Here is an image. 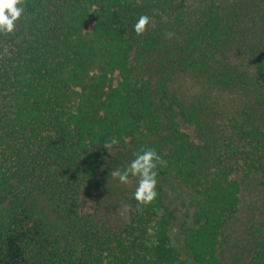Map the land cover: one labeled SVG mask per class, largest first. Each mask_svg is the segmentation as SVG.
<instances>
[{
	"label": "trees",
	"instance_id": "trees-1",
	"mask_svg": "<svg viewBox=\"0 0 264 264\" xmlns=\"http://www.w3.org/2000/svg\"><path fill=\"white\" fill-rule=\"evenodd\" d=\"M195 1L25 0L0 34V264H264V214L244 249L232 237L242 191L264 187V0ZM175 72L231 96L222 127ZM141 149L166 163L138 214L111 172ZM176 187L192 198L179 223ZM103 192L116 225L84 211Z\"/></svg>",
	"mask_w": 264,
	"mask_h": 264
},
{
	"label": "rangeland",
	"instance_id": "rangeland-1",
	"mask_svg": "<svg viewBox=\"0 0 264 264\" xmlns=\"http://www.w3.org/2000/svg\"><path fill=\"white\" fill-rule=\"evenodd\" d=\"M199 1L200 0L193 2V5L197 6ZM231 60L234 63L239 62L234 58ZM169 87L173 89L178 94L179 98L188 105H199L205 103L208 107L206 111L207 114L214 117V124L222 127L223 122H225L222 117L225 118L223 115L225 114L226 109L231 108V104L228 100L231 96H225L219 91L212 90L210 87L203 85L201 82H197L191 75L176 72L173 74V80L169 82ZM214 111H216V113L219 112V114L214 115ZM112 184L126 191L136 189L137 186V182L135 180H133L128 186L121 185L116 180H114ZM246 184L247 183L244 182L242 184V188L243 186L245 187ZM166 191L170 207L175 209L178 217L177 223H179V221L183 220L186 208H191L190 205L192 203V198H190L187 193L183 191V189L178 187L175 188L174 195L170 192V190ZM104 195V192L92 193L86 198H83L82 203H84V211L85 213L96 215L98 218L106 221L107 223L116 225L117 222L122 219L124 213L121 210H114L113 206H109L107 198ZM263 214L264 187L258 186L256 183H248V188L246 187L240 196L239 210L233 222L234 229L232 231V237L235 238L233 241L239 244L238 251L245 248V238L242 234L244 222L248 218H257ZM253 215L255 216L251 217ZM176 230V228H173L171 232V236L173 238L176 236Z\"/></svg>",
	"mask_w": 264,
	"mask_h": 264
},
{
	"label": "clouds",
	"instance_id": "clouds-1",
	"mask_svg": "<svg viewBox=\"0 0 264 264\" xmlns=\"http://www.w3.org/2000/svg\"><path fill=\"white\" fill-rule=\"evenodd\" d=\"M25 0H0V34L8 36L15 32L16 26L24 13ZM151 24L148 15H141L134 25L137 36H144ZM166 38L172 39L174 33L166 32ZM118 141L112 139L103 147L106 149L117 145ZM166 162L161 158L155 149H141L134 154V158L123 170L117 168L111 172L113 179L118 180L121 185L128 186L133 180L137 182L134 199L137 202L136 212L142 214L145 207L154 204L158 193L157 188V169ZM127 211V206H125ZM162 214V210H158Z\"/></svg>",
	"mask_w": 264,
	"mask_h": 264
}]
</instances>
